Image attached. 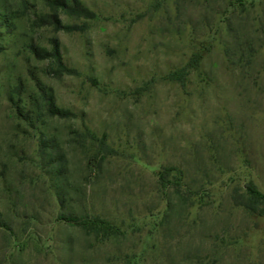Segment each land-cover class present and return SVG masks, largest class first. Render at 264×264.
<instances>
[{"label":"rangeland","instance_id":"rangeland-1","mask_svg":"<svg viewBox=\"0 0 264 264\" xmlns=\"http://www.w3.org/2000/svg\"><path fill=\"white\" fill-rule=\"evenodd\" d=\"M79 1L0 0V264H264V0Z\"/></svg>","mask_w":264,"mask_h":264},{"label":"trees","instance_id":"trees-1","mask_svg":"<svg viewBox=\"0 0 264 264\" xmlns=\"http://www.w3.org/2000/svg\"><path fill=\"white\" fill-rule=\"evenodd\" d=\"M50 8L52 9H62L71 14L85 17V18H93L94 13L90 11L86 6H84L79 0H43ZM233 6V5H232ZM52 22L55 26H62L67 30H73L74 27L70 25H60V21L56 17V15H52ZM27 47L30 51L37 56L38 58H48L54 63V69L56 72L72 74L75 72L74 68L67 67L61 59V55L59 52V45L56 40L52 41V47L50 50H46L44 48H40L34 46L33 44H28ZM41 97L45 103V109L49 116H57V117H70L73 116V113L56 107L51 100V97L44 89H40ZM21 115L20 111L18 112ZM25 118L30 119V117L24 115ZM54 139L51 137L49 139H40V150L44 148L52 147L51 143ZM171 167H163L162 170L158 173L159 183L163 188L166 187L165 181L169 176ZM168 182V181H167ZM232 200L235 206L241 207L245 212L249 214H255L258 216L264 217V191L260 190L257 185L253 182V180H248L243 185V191H239L238 189H234L232 192ZM166 217L167 211L164 213ZM64 218L70 222L74 223L81 228L85 229L88 233L92 234L95 237H115L119 232L118 227H116L112 222L105 218H101L98 215H94L89 218H78L72 213L64 215Z\"/></svg>","mask_w":264,"mask_h":264}]
</instances>
